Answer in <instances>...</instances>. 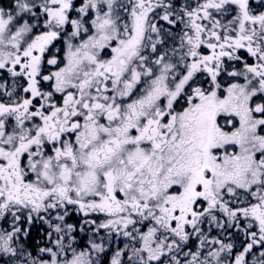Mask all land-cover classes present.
I'll return each instance as SVG.
<instances>
[{
	"label": "snow or ice",
	"instance_id": "snow-or-ice-1",
	"mask_svg": "<svg viewBox=\"0 0 264 264\" xmlns=\"http://www.w3.org/2000/svg\"><path fill=\"white\" fill-rule=\"evenodd\" d=\"M0 264H264V0H0Z\"/></svg>",
	"mask_w": 264,
	"mask_h": 264
}]
</instances>
